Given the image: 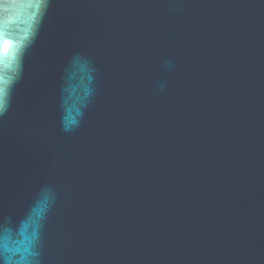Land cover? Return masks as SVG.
Instances as JSON below:
<instances>
[{"label": "water", "instance_id": "obj_1", "mask_svg": "<svg viewBox=\"0 0 264 264\" xmlns=\"http://www.w3.org/2000/svg\"><path fill=\"white\" fill-rule=\"evenodd\" d=\"M0 98L3 264H264V0H0Z\"/></svg>", "mask_w": 264, "mask_h": 264}, {"label": "snow or ice", "instance_id": "obj_2", "mask_svg": "<svg viewBox=\"0 0 264 264\" xmlns=\"http://www.w3.org/2000/svg\"><path fill=\"white\" fill-rule=\"evenodd\" d=\"M5 49L7 48V45L4 46ZM3 108H4V103H3V99L0 98V112L3 111ZM0 264H3V262H0Z\"/></svg>", "mask_w": 264, "mask_h": 264}]
</instances>
